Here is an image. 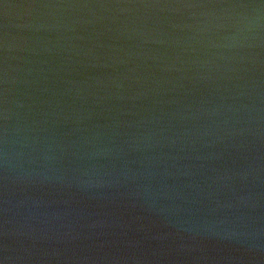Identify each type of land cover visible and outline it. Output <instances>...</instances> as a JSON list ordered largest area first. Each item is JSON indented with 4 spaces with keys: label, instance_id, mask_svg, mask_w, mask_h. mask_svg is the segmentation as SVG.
<instances>
[{
    "label": "water",
    "instance_id": "obj_1",
    "mask_svg": "<svg viewBox=\"0 0 264 264\" xmlns=\"http://www.w3.org/2000/svg\"><path fill=\"white\" fill-rule=\"evenodd\" d=\"M0 264H264V0H0Z\"/></svg>",
    "mask_w": 264,
    "mask_h": 264
}]
</instances>
